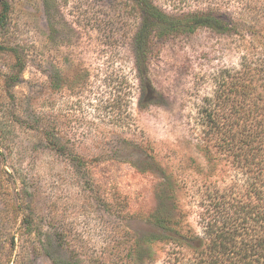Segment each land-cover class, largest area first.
<instances>
[{"label": "rangeland", "instance_id": "1", "mask_svg": "<svg viewBox=\"0 0 264 264\" xmlns=\"http://www.w3.org/2000/svg\"><path fill=\"white\" fill-rule=\"evenodd\" d=\"M148 1L222 26H154L143 91L135 0H7L0 264H134L136 244L161 235L157 212L198 232L202 191L234 182L225 158H205L198 118L223 75L247 59L264 64V0ZM166 242L150 264H172Z\"/></svg>", "mask_w": 264, "mask_h": 264}, {"label": "trees", "instance_id": "2", "mask_svg": "<svg viewBox=\"0 0 264 264\" xmlns=\"http://www.w3.org/2000/svg\"><path fill=\"white\" fill-rule=\"evenodd\" d=\"M135 1L143 18L133 41L143 91L150 84L147 45L154 26L165 33L222 26L210 14L172 18L148 0ZM7 13V0H0V28ZM244 61L239 71L221 77L212 97L202 100L198 118L205 158L211 159L212 149L225 158L236 170L234 182L229 188L209 185L202 191L198 232L182 231L170 223V213L157 212L153 221L161 235L136 244L134 264L153 262L152 248L162 240H167L172 264H264V64Z\"/></svg>", "mask_w": 264, "mask_h": 264}]
</instances>
